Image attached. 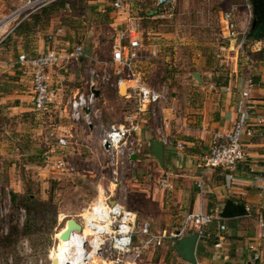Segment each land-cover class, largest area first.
Returning <instances> with one entry per match:
<instances>
[{"label": "rangeland", "instance_id": "374dc122", "mask_svg": "<svg viewBox=\"0 0 264 264\" xmlns=\"http://www.w3.org/2000/svg\"><path fill=\"white\" fill-rule=\"evenodd\" d=\"M61 1L68 6L52 16L47 29L36 30L25 40L12 39L14 42L8 41L9 35L0 43V98L11 101L20 95L19 90L28 100L31 99L28 78H22L13 65L19 52L35 54L36 41H44L57 29L61 32L53 42L55 50L68 53L77 44L83 49L79 61L61 62L60 67L64 68L53 70L61 74V90L57 87L59 91H56L54 87L58 84L49 82L51 89L55 90L50 106L57 101V94L58 98L63 94L64 111L49 106L43 115H35L34 112L16 115L4 112V109L0 112V264H51V256L57 262L54 235L66 220L80 221L90 212L100 194L98 191L110 192L111 199L130 211L139 209L138 198L124 187L132 183L133 166L127 164L117 170V183L111 173L113 167L102 151L93 154L90 160L85 150L73 158L65 155L64 150L54 148L53 151L46 146V143L54 142L53 135L58 133L56 126L67 128L74 125L83 132L87 131L82 120L75 122L70 119L67 103L77 94L88 93L91 88L98 89L96 91L101 95L98 100L94 98L96 115L90 119L95 135L98 136L102 129L122 124L123 117L132 114V101L124 98V92L118 94L114 85L119 67L110 63V53L118 26L114 28L112 20L122 21L123 15L137 20L144 57L135 64L134 70L145 85L154 89L166 88L163 106L174 100L175 107H180L179 111L195 110L205 93L196 87L197 82L191 77L193 73L207 77L208 81L219 79L221 82L227 79L228 74L233 79L235 72L241 75L246 71L244 57L235 58L220 38V15L229 12L237 25L240 21L245 23V33H249V0H176L174 11L164 18H152L151 12L157 13L158 10L154 7V0H125L119 12L112 11L111 0ZM22 2L0 0V18ZM95 5H102L104 12H92L90 8ZM110 16L114 18L110 19ZM263 45L261 39L248 50L255 55L253 48L261 49ZM223 47L224 50L221 49ZM254 55L251 58H254L255 67L258 61ZM72 89L78 90L75 95L71 94ZM0 105H7V102ZM50 149L52 153L66 156L74 170L60 173L52 160L45 161L43 153ZM147 176L152 179L156 174L151 170ZM9 193L19 197L17 208H12ZM27 193L38 202L37 219L40 221L29 233L23 227L21 204ZM41 202L44 204L40 205ZM47 213L48 217H45ZM141 223V219L136 220V230ZM72 235L76 238L78 233L73 232ZM143 241L144 237L136 233L133 245L138 247ZM73 259L81 261L76 255L72 256ZM95 264L108 263L97 259Z\"/></svg>", "mask_w": 264, "mask_h": 264}, {"label": "crops", "instance_id": "0c3cea01", "mask_svg": "<svg viewBox=\"0 0 264 264\" xmlns=\"http://www.w3.org/2000/svg\"><path fill=\"white\" fill-rule=\"evenodd\" d=\"M153 4L155 7V0ZM176 5L177 2L175 7ZM90 9L98 14L104 12L102 5H95ZM152 14L154 15L152 18H156L155 11ZM112 18L114 17L110 16V19ZM126 18L125 15L122 21L116 18L112 20L111 25L114 28L118 26L116 28L118 29ZM236 26L239 32L245 34L251 48L258 43V41L251 43L249 34L245 33L244 22L240 21ZM70 32L69 30L68 33ZM47 47L49 45L45 40H37L34 48L36 52H40ZM253 50L260 49L253 48ZM261 56V61L257 62L251 72V76L258 82L250 94V104L253 109L249 115V126L253 129V134L242 138L245 157L237 164L234 171L228 172L220 168L204 170L200 158L207 150L210 133L228 130L243 110L244 102L238 98L235 90L237 75L240 73L235 71V78L232 79L228 74L227 79H223L224 84L219 79L208 81L207 77L199 74L200 84L197 83L196 87L203 91L205 96L203 100L201 98L195 110L179 111L180 107H175L176 101L171 100L168 106L159 107L155 117H151L148 113L144 115L139 122L138 130L131 137L132 141L140 144V150L138 155H132L136 157L134 160L128 161V164L134 167L131 174L132 183L124 187L138 198L139 209L132 208V212L138 220L147 223L151 234L175 232L180 228L187 214L211 209L220 211L227 199L234 204L248 207V216L244 213L243 217L221 221L226 231L220 234V239L216 237L215 224L205 228L207 236L198 237L194 249L197 264H264V241L258 238L256 224L257 218L264 220V53ZM60 66L54 69L64 68ZM54 69L47 72L48 83L58 84L54 89L59 91L57 87L62 89L59 84L62 78L59 72L53 71ZM245 73H241V76ZM226 86L231 89L228 94L221 92ZM72 90L73 95L78 91ZM93 90L98 91V89ZM19 91L20 95L14 96L13 101L5 97L0 98V104L7 102V105H0V112L3 109L4 112L16 115L34 112L31 99L28 100L22 95L23 91ZM99 94L98 92L97 100L98 96H101ZM56 98L57 101L50 107L60 111L64 95L61 94L58 98L57 94ZM61 110L64 111V108ZM257 120L262 121V124H256ZM86 128L87 131L83 132L74 125H69L67 128L56 126L58 133L54 136H65L68 139V145L64 149L65 155L74 158L80 151L85 150L92 160L93 154L101 151L104 153L101 139L109 127L100 130L98 136L95 135L92 125ZM161 136L168 138L170 145L162 144V167H159L149 154L148 141L151 139L161 141ZM46 146L48 148L51 146L53 151L56 148L53 142L46 143ZM151 170L156 174L152 179L147 176ZM144 173H147L146 176ZM198 177H201L200 188L196 186ZM162 178H165L166 188L159 186ZM189 234L192 232L189 231L186 235ZM174 241L164 239L159 247H155L151 242L142 251L137 264H186L187 262L174 253L172 249ZM218 243L219 246L214 247ZM248 245H253L255 248V253L258 255L256 262L252 261V253L247 249ZM93 262L96 263L92 260V264Z\"/></svg>", "mask_w": 264, "mask_h": 264}, {"label": "built area", "instance_id": "2783aa9c", "mask_svg": "<svg viewBox=\"0 0 264 264\" xmlns=\"http://www.w3.org/2000/svg\"><path fill=\"white\" fill-rule=\"evenodd\" d=\"M58 0H23L11 12L0 18V43L7 36L12 35L14 29L32 13L42 7ZM125 0H111L110 8L114 12H119L124 6ZM135 1V0H132ZM176 0H155L157 10L156 18L168 17L175 9ZM61 32L57 29L54 33L46 36L45 42L49 45L47 49L36 52L33 55L25 52H19L16 55L13 65L20 70L22 78H28L31 88L32 109L36 115H43L48 111L53 102L55 90L51 89L47 72L54 69L61 62L67 64L77 62L83 56L81 45H75L68 53L58 52L52 47L55 37ZM220 38L225 42L227 50L232 52L234 57H244L246 73L244 76L237 75L236 94L244 102L243 110L238 114L231 127L222 132L214 131L210 133L208 147L206 152L200 158L201 167L204 170L223 169L228 172L234 171L237 164L242 162L245 157V150L242 145V138L250 137L253 129L249 126V115L252 111L250 104V94L255 85L251 81V72L254 70V60L251 58V46L248 44L245 34L239 32L235 21L229 12L220 15ZM224 50L225 48H221ZM144 57V48L141 43L140 32L138 30L137 20L126 18L122 26L115 30L112 50L110 53V63L114 67H119L116 82L117 89L122 82L125 85L126 100L132 101L134 109L132 114H126L123 117V123L112 125L103 133L101 147L107 155L112 168L113 180L117 183V170L127 166L132 155H138L140 144L132 141L131 137L138 128L139 122L147 113L155 117L157 110L166 102V88L154 89L145 85L135 72L134 67ZM223 93H230V87L221 89ZM94 97L88 90L86 94H77L68 103L69 116L72 121L82 120L86 127L90 126V119L95 117L96 111L93 110ZM156 106V107H155ZM87 109L88 113H84ZM256 124H262L257 120ZM53 145L60 151L68 145V139L65 136H54ZM161 142L170 145L168 138L161 136ZM107 145V148L103 146ZM178 148L179 145H176ZM51 147V146H50ZM52 153V149L43 153L45 161L52 160L54 167L60 173L72 172L73 164L66 160V156ZM201 177H198L196 186L200 188ZM161 188H166L165 178L159 181ZM96 197L98 205H94L90 212L85 214L80 221L75 220L80 226L81 231L85 229L86 234L84 250L86 254L97 258L101 263L107 261L109 264H137L142 251L152 242L155 247H159L164 239L176 240L189 231L197 234V237L207 236L205 228L208 225L215 224L216 237L220 239V234L226 231L225 225L221 222L219 211L211 209L207 211H198L187 214L180 228L172 233L162 232L160 234H151L148 225L142 222L138 230L135 229L136 215L132 211L121 206L117 201L110 198L108 194L101 193ZM100 195V196H99ZM100 199H97V198ZM244 213L249 215L248 207H244ZM258 238L264 241V220L256 219ZM138 233L144 237L140 246H134V237ZM84 236V235H82ZM215 244L214 247H218ZM247 249L252 253V261L256 262L258 255L255 253L253 245H248ZM88 264V263H86ZM189 264V263H186ZM197 264V263H196Z\"/></svg>", "mask_w": 264, "mask_h": 264}, {"label": "water", "instance_id": "95a60500", "mask_svg": "<svg viewBox=\"0 0 264 264\" xmlns=\"http://www.w3.org/2000/svg\"><path fill=\"white\" fill-rule=\"evenodd\" d=\"M250 2V13H251V22H250V33L255 31V35L263 40L264 44V0H249ZM192 79H194L198 84H200V76L198 73L192 74ZM123 83L121 82L118 85L117 91L118 94L124 92L125 89H122ZM94 98H97L98 92L92 88L89 90ZM84 113H88L87 109H83ZM107 148V145L103 146ZM149 154L157 162L159 167H162V142L155 141L153 139L148 141ZM136 157L131 156L129 159L134 160ZM111 201L110 203H113ZM244 216V207L239 204H234L231 200L227 199L224 201L222 208L219 211V217L221 220H229L233 218H239ZM72 232H81V226L74 220L68 219L65 221V229L59 235L61 241L69 239V236ZM197 234H189L182 236L176 239L173 242L172 249L174 253L183 261L189 264H196L194 258V249L197 242ZM249 264V263H247Z\"/></svg>", "mask_w": 264, "mask_h": 264}, {"label": "trees", "instance_id": "16d2710c", "mask_svg": "<svg viewBox=\"0 0 264 264\" xmlns=\"http://www.w3.org/2000/svg\"><path fill=\"white\" fill-rule=\"evenodd\" d=\"M139 1V0H138ZM67 3L61 0H58L56 2H53L49 5H46L39 9L38 11L32 13L29 15L27 19L22 21L13 31L12 35L8 37V41L12 39H21L25 40L28 36L31 34L33 35L34 32L37 31H43L49 27V22L53 15L57 14L58 12L64 10L67 8ZM152 13V12H151ZM150 13V14H151ZM250 36V41H259L261 38L257 37L254 33H248ZM14 42V41H13ZM262 53H264V45L263 47L254 53H248L249 55H254L256 57L257 61H261L262 59ZM254 59V58H253ZM16 68V67H15ZM17 69V68H16ZM20 73V70L17 69ZM251 81L254 85H256L257 79L253 76L250 77ZM223 84L225 81H221ZM1 93V89H0ZM18 196L15 193H9V199L10 204L12 208H17L18 204ZM21 204L24 210V221H23V227L28 232H31V230L40 222L37 219L38 216V202L30 195L26 194L22 197ZM44 204L43 202L40 203ZM45 217H48V213L45 214ZM28 232V233H29Z\"/></svg>", "mask_w": 264, "mask_h": 264}, {"label": "bare ground", "instance_id": "6f19581e", "mask_svg": "<svg viewBox=\"0 0 264 264\" xmlns=\"http://www.w3.org/2000/svg\"><path fill=\"white\" fill-rule=\"evenodd\" d=\"M122 89H125V85L123 84ZM97 199H100L99 197ZM98 205V202L96 201V203L94 204V206L96 207ZM65 229V224L63 225V227L59 230L58 233H56L54 235V239H55V246H54V250L56 249V255L55 258L57 259V262L54 260V256L52 259V256L50 257V261L51 264H92L91 261L94 260L97 262V258L95 257H91V254H93L92 252L90 254H86L85 250H84V245H85V237L86 234L88 233V231H85V229H82V231L80 233H78V235L75 237H73V232L70 234L69 239L65 240V241H61L59 239V235L60 233H62ZM84 235V236H82ZM80 254V256H79ZM70 255V256H68ZM78 257L81 258V261L73 259L72 260V256L73 257Z\"/></svg>", "mask_w": 264, "mask_h": 264}, {"label": "flooded vegetation", "instance_id": "af4514ba", "mask_svg": "<svg viewBox=\"0 0 264 264\" xmlns=\"http://www.w3.org/2000/svg\"><path fill=\"white\" fill-rule=\"evenodd\" d=\"M250 22H251V20H250ZM249 27H250V25H249ZM251 33H255V31H251Z\"/></svg>", "mask_w": 264, "mask_h": 264}]
</instances>
